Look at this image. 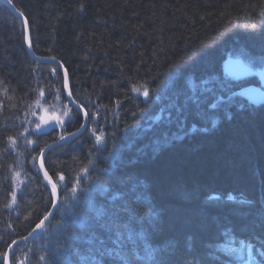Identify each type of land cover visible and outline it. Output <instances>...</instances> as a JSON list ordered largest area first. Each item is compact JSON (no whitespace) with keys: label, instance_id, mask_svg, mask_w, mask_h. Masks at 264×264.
<instances>
[{"label":"trees","instance_id":"16d2710c","mask_svg":"<svg viewBox=\"0 0 264 264\" xmlns=\"http://www.w3.org/2000/svg\"><path fill=\"white\" fill-rule=\"evenodd\" d=\"M14 3L30 18L37 55L55 56L58 63L62 62L66 67L69 80L79 85L80 90L81 87L88 88L109 105L114 98L122 100L128 87L131 91L133 88L139 89L133 94L141 97L144 105L150 106L149 111L138 114L139 119L150 114L153 115L150 118H155L160 114L157 110L160 108L156 107L158 96L169 103L173 92L182 87L189 77L199 78L217 71L225 49L246 47L259 52L264 46V18L260 17L264 0H14ZM82 3L86 8L79 11ZM252 24L256 25L255 30H252ZM224 27H228L229 31L217 47L181 65L178 78L169 77V64L182 58L185 51L190 55L197 44L206 37L215 36ZM21 28L20 19L0 0V141L18 132L24 134L38 102L50 111L68 112L64 100L61 99L62 105L59 107L60 102H56L52 96L45 100L39 95L40 89L55 86L49 85L52 78L48 70H42L57 66L41 63L38 67L34 64L24 50ZM151 77H155V80H151ZM145 80H149L148 85H145ZM247 82L254 83L244 81L243 85ZM37 83L40 84L39 89L36 88ZM145 86L151 89L149 98L143 96ZM241 86L240 82H236L234 90ZM29 89H34L35 94L29 95ZM73 99L80 105L74 96ZM57 107L63 112H59ZM120 110L123 118L118 123L115 120L103 121L101 125L100 119L97 120L102 126L97 133L102 137L99 142L93 137L84 143L82 151L58 155L65 144L70 142L78 147L82 136L97 128V121L93 123L89 120L88 131L49 149L45 169L54 183L59 182L60 168L65 166L66 170L70 169V157L85 162V171L73 175L67 188L58 183L60 202L57 209L45 227L29 241L28 248L25 244L11 252L10 264H19L20 261L41 264L40 257L49 254L62 264V250L70 230L69 221L84 216L89 202L97 207L103 202L100 198L102 190L98 185L104 182L106 186L113 176L129 174L143 185L140 189L142 198L134 208L138 213L146 214L150 222L158 223L159 231L148 230L143 224L134 226L131 247L128 246L129 242H125L126 258L134 253L136 264H155L161 250H165L174 253L173 259L177 264H183L193 256L204 258L205 264H216V261L204 257L206 250L203 242L211 240L214 249H224L229 257L222 264H261L264 255L249 252L247 245L250 241L246 230L237 226L234 230L226 228L202 232L196 225L203 212L221 216L229 214L230 206H207L206 197L212 193L231 191L238 199L258 195L261 187L259 180L264 178V121L237 114L229 122L222 109H218L208 113L209 117L214 112L222 115L217 128L202 133V122L190 116L188 126L182 133H175L176 137L183 138L176 140L169 131L177 129L176 124L164 118L158 121L153 119L157 124V133L169 136L163 140L164 143L158 142V147H155L150 139L139 143L133 135L131 139L122 134L125 125L131 129L129 132H133L129 122L136 111L127 103ZM209 121L204 122L207 127ZM81 122L80 119L72 125H80ZM21 124L23 127H20ZM193 124L195 128H192ZM31 127L34 129L35 123ZM188 128H192V131L184 136ZM45 131L39 142L40 147L58 137V129ZM108 133L112 136L109 137ZM26 139L34 140L35 137L27 136ZM89 146L94 148V152ZM9 147L10 151L5 143L0 142V264H3L2 257L10 243L7 234L14 229V235L20 238L35 225L29 217L35 218L36 209H41V215H45L42 212L44 200L41 199L46 196L43 192L44 182L40 175L37 179L34 172L29 170L33 156L38 160L39 149L29 155L32 145L27 144L25 139L19 140V146ZM86 148L87 160L83 156ZM101 158L111 163L103 174L101 167L98 169L95 166V162L101 161ZM134 158L137 163L130 164ZM53 171L57 173L55 176L52 175ZM66 172L63 174L67 179L69 173ZM90 176H93L94 183L85 185ZM74 185L75 192L72 191ZM16 190L21 191L23 198L17 197L11 202L9 193ZM116 190L124 191L113 184V191ZM24 204L28 211L24 210ZM25 227L27 230H24ZM189 236L195 240L194 250L190 248L192 242ZM221 241L222 246L217 248V243ZM32 246L39 247L42 254L32 252ZM82 247V254L87 257L88 252ZM85 264L89 262L86 260Z\"/></svg>","mask_w":264,"mask_h":264},{"label":"snow or ice","instance_id":"6c2138e0","mask_svg":"<svg viewBox=\"0 0 264 264\" xmlns=\"http://www.w3.org/2000/svg\"><path fill=\"white\" fill-rule=\"evenodd\" d=\"M7 4L12 6L18 17L22 20L21 31L23 33V45L31 52L35 50V45L31 36V21L26 16L25 12L16 7L14 0H7ZM86 5L80 4L79 11L85 10ZM260 17L264 18V10L260 12ZM247 27V26H246ZM252 30L256 29V25H251ZM229 31L228 27H224L223 30L217 31L213 37H206L202 42L197 44L192 50L191 54L185 51L182 58L169 64L167 74L171 79H176L180 75V67L191 60L198 58L200 55L207 52L210 48L218 46L219 42L223 39L225 33ZM220 59L223 61V71H212L199 78L189 77L183 82L182 87L175 90L169 103L163 105L159 109V115L153 118L154 120L166 119L169 123L176 124L178 130H183L188 126V120L190 116L195 117L201 121L203 126L200 128L202 133L209 131L205 121L211 119L208 115L209 111H215L222 109L224 117L230 122L236 118L237 114L247 115L253 119L259 118L264 121V105L257 107L255 101L251 100L247 96V92L235 91L234 87L236 82L241 78H248L257 75H264V46H262L259 52H255L249 48H240L239 50L225 49ZM236 56V59H233ZM49 61L55 62L56 57L51 56L46 58ZM63 63H59L57 68L52 69V75L58 79V68L63 67ZM151 80H155V77H151ZM145 85H148L149 80H145ZM74 87V86H73ZM36 88H40V84L37 83ZM65 90L67 95H64ZM133 91H139V89L133 88ZM29 95H34L35 90L29 89ZM39 95L44 97L45 100L49 96H53L51 87L47 89H40ZM59 95L62 100H67L71 106L68 112H65L63 117L53 113L51 116L40 115L39 122H35L36 113H33V119L30 120L29 127L24 129V134L17 133L15 136L8 135L3 138V142L6 145V149L10 151L9 145L19 146V140L25 139L26 143L32 145L29 151V155L35 153L39 149V167H36L37 157L33 156L31 161L30 171L34 172L37 179L41 170H43V177L46 183L43 184V192L46 196L41 197L44 200L42 206V212L45 215H41V209H36L35 218L29 217L31 223L35 224L32 232L35 233L41 229L42 225L48 219V215L51 211L57 209L59 204V192L58 183H62L63 188H67L68 183L71 180L70 173L66 179L64 171L59 175V182L53 183L49 177V171L44 170L45 162L48 158L49 145L40 147V139L46 133L44 128L49 126L50 121L53 125H58L60 135L58 140L60 142L70 141L74 137L75 133L68 132L69 125L73 122L76 123L81 119V112L86 120L92 118V114L88 111H83L81 105L76 103L73 99V91L70 90L69 79L67 70H65L64 80L62 87L59 88ZM143 96L149 98L151 96V89L147 86L143 89ZM159 99V97H157ZM143 109L137 106V111L132 113V120L135 122L138 118V114ZM175 113V115H173ZM35 123V128L31 127V124ZM216 119H212V124L215 126ZM97 128L88 132L87 135L82 136V139L78 141L77 145L67 143L64 145L62 151L58 155H66L69 151L83 150L84 143L91 141L94 137L97 142L101 140V135L97 134L101 130V125L97 121ZM23 127V124L20 125ZM80 127L87 130V124H82ZM148 128L151 125L147 126ZM196 125L193 124L192 128ZM192 128H188L187 132L183 135H188ZM55 131V127L52 128ZM147 130V129H146ZM167 135V134H165ZM27 136H34V140H27ZM115 139V134L113 133ZM181 137L173 136V139H182ZM56 140H53V144ZM131 145H129L130 147ZM50 163V162H49ZM130 164H136L137 159H133ZM26 167H28L26 165ZM104 170H101L103 174ZM57 173L52 172L55 176ZM258 175V173H256ZM16 175H19L16 173ZM261 185L258 195L255 198L241 196L237 198L233 192L227 193H212L206 197L208 207L223 208L229 207V214L221 216L220 214H213L209 212H203L199 219L197 228L202 232H207L212 229L220 231L221 229L232 228L233 230L238 226L248 233V239L250 243L247 245L249 252H256L257 254L264 255V178L259 180ZM113 184L119 185L124 191H113ZM51 186L50 193L48 192V186ZM98 187L102 190L100 198L103 201L97 207L96 204L89 202L87 206L86 214L82 217H77L73 221H69V231L65 238V248L62 250L63 260L62 264H85L87 260L89 264H136L134 253L132 256L125 257L124 249L125 242H129V248L132 241V228L138 224H143L146 229L159 231V224L156 222H150L146 214L142 215L136 211L134 205L138 204L141 200L140 189L143 187L141 183L134 180L132 174L127 176H113L111 182H102ZM72 191H76L74 185ZM15 200L17 197L23 198V194L20 190L9 193ZM39 222H36V221ZM32 233H30L31 235ZM191 241L190 248L195 249V240L192 236L188 237ZM16 242L13 241V245ZM9 245V249L13 247ZM83 246L88 252V256H84L81 251ZM203 247L206 250L204 253L205 258H210L216 261V264H222L225 259L229 257L225 254V250L214 249L212 247L211 240H205ZM174 253L161 250L158 259L155 264H177L173 259ZM4 264H8L9 254L6 252L3 254ZM41 264H61V261L53 258L51 254L48 256L40 257ZM19 264H26L25 261H20ZM183 264H205L204 258H198L193 256L191 259L186 260ZM264 264V261H261Z\"/></svg>","mask_w":264,"mask_h":264},{"label":"bare ground","instance_id":"6f19581e","mask_svg":"<svg viewBox=\"0 0 264 264\" xmlns=\"http://www.w3.org/2000/svg\"><path fill=\"white\" fill-rule=\"evenodd\" d=\"M1 2H3L5 4V6L10 10V12L13 14V11L11 10L12 6L7 4V0H1ZM23 47H24L26 54L30 58H32V60L34 61V64L38 67H40L41 63H43V64H54L55 66H57L59 64L57 60L55 62L49 61L46 59L47 58L46 56H39L35 53V51L30 52L25 45H23ZM224 55L226 58L227 54L224 53ZM64 67L65 66L58 68V79L56 76L52 75V69L42 70L44 72H47V70H48L50 77L52 78L51 84L49 82L48 83L50 86L53 84L55 85L54 87H51L53 89V96L51 98L55 99L56 102H60L62 99L59 95V88L62 87V85H63L65 68H66V67L65 68ZM218 70H220L221 72L223 71V61L221 59L218 62L217 71ZM68 79H69V76H68ZM244 81H248L247 78H241V80H239L237 82H240L241 85H243ZM69 85H70V90L73 91V96L80 102L79 104L82 106L83 111H88L92 114V118L90 119V121H92L93 123L96 122L98 119H100L101 125L103 124V121L109 122V121L115 120L117 123L120 122V120H122V118H123V112L120 109L124 108V103H127V105H130L131 109H135V111H137V106L140 109H143V111L144 110L149 111V109H150V106L144 105L145 102L143 101V99L141 97H138V96L133 94L134 91H131L130 87H128V89L125 91V93H123L124 98L122 100L118 99V98H114V99H112V103L109 105L104 100H102L99 97H97L96 95H94L93 92H91L88 88L81 87V90H80V88H78L79 85L75 84V82L71 81V79L69 80ZM67 91L68 90H65V92H64L65 96L67 95ZM78 91H79V93H78ZM76 94H77V96H76ZM158 97H159V100H158L156 107L161 108L163 105L168 104V103L163 101L161 96H158ZM124 100H126V101H124ZM49 102L51 103V101H49ZM64 102H65L66 111H69L71 106L68 104L67 100H64ZM60 105H62L61 102L58 106L60 107ZM86 106H87V108H84ZM59 107H57V108H59ZM157 110H159V109H157ZM143 111L139 114L143 115L144 114ZM152 116L153 115H151V114L146 115L143 119H139V117H138V119L135 122L132 120L131 123L129 122V124L132 127L133 132H129V131H131V129H128L127 125H125L124 128L122 129V134L124 136L128 135L126 138H131V139H132L131 135H133L134 140L138 141L139 143H142V142L144 143L146 141V139H148V140L150 139L152 146L158 147V142H161V141L163 142V140L168 139L169 136H161L160 134L157 133L158 132L156 130L157 124H156V122H154L153 118H150ZM210 118H211L209 121L210 125H209L208 129H211V128L214 129V128L218 127V123H220L222 115L220 113L214 112L211 114ZM212 119L217 120V123L215 124V126H213V124H212ZM81 120H82V122L80 125L85 124V123L87 124V126L89 125L88 124L89 120H86L83 117V112H81ZM74 122H75V120L73 119V122L70 124V131H71L70 133H75L76 135L74 137H78L80 134L85 132V128L80 127V125H78V124L72 125ZM122 124L123 123H121L120 125H122ZM148 125H151V127L148 128L147 127ZM171 126L172 125L170 124V127ZM164 129L166 130V127H164ZM173 129L174 128L169 130L173 136L177 135L175 133H180V134L182 133V130H178V128L174 129V130ZM176 140H180V139H176ZM126 146H128V145H126ZM89 147L91 148L90 150L94 152V148L92 146H89ZM72 159H73V160H71L72 162L75 161V157ZM76 161H77V159H76ZM81 163L82 162H80L78 164V166H71L70 170H68V173H70V175H77L78 173H82V171H85L86 167L83 166L84 164L81 165ZM110 164H111L110 161L105 159V158H101V161L95 162L96 168L99 169V167H101V169L104 171H108L107 169L110 168L109 167ZM71 170L73 171V173ZM92 175L97 177L95 174H92ZM93 176L92 177L90 176L91 178H88L87 183L85 185H88L91 182L94 183ZM52 181H53V179H52ZM44 183H46V182H44ZM53 183H54V181H53ZM9 197L11 199L10 198H8V199L11 200V202H13L17 199L16 198L14 200L11 197V195ZM26 204H28V208H29L30 203L28 202ZM26 204H24V210H26V207H25ZM26 211H28V209ZM8 218L10 219L11 217L8 216ZM34 227H35V225L30 230H33ZM44 227H45V223L42 225L40 230H42ZM24 230H27V228L25 227ZM30 230L28 232H30ZM15 233H16V231L14 232V229H13L7 234V236L10 237V239H9L10 243H13V241L17 240L16 235H14ZM24 236H26V234L23 235L22 237H24ZM34 237H35V235L32 236L31 239H33ZM221 246H222V241L217 243L216 247L220 248ZM82 248H84V247H82Z\"/></svg>","mask_w":264,"mask_h":264},{"label":"rangeland","instance_id":"374dc122","mask_svg":"<svg viewBox=\"0 0 264 264\" xmlns=\"http://www.w3.org/2000/svg\"><path fill=\"white\" fill-rule=\"evenodd\" d=\"M14 14V13H13ZM21 21V20H20ZM22 22V21H21ZM233 59H236V56H233ZM247 80L248 81H254V83L256 84V85H258V84H260L262 87H264V75H260L259 73L257 74V75H255V76H253V77H248L247 78ZM249 83L247 82V84H245V85H248ZM264 104V101L262 102V103H259V104H256V106H259V105H263ZM35 110H34V112L33 113H36V116H35V120H36V122H38V120H39V116L40 115H46V116H51L52 115V113H50L44 106H40V108H38L37 106H35V108H34ZM51 123V122H50ZM52 124V123H51ZM71 132V131H70ZM108 136L110 137V136H112V134L111 133H108ZM56 146V145H55ZM71 155V154H70ZM87 155H88V150H87V148L86 149H84V153H83V156H85V158L87 157ZM71 160H73L71 157H70V159L68 160V162H69V164L71 165V166H78V164L80 163V162H78V161H76V159H75V161H71ZM86 160H87V158H86ZM88 161H89V163L91 162V160H90V158H88ZM88 163V164H89ZM81 164H85V162L84 163H81ZM87 164V163H86ZM90 166V165H89ZM60 167H62V166H60ZM84 167H86V166H84ZM91 167V166H90ZM57 169V168H56ZM63 169H66V167L64 166V167H62V168H60V170H63ZM68 170H70V169H68ZM68 170H67V172H68ZM72 171V170H71ZM66 172V173H67ZM72 173H73V171H72ZM68 174V173H67ZM73 177V175H71V178ZM72 181V180H71ZM4 186V185H3ZM48 190H49V188H48ZM30 194V193H29ZM28 195V194H27ZM0 198H2L1 196H0ZM79 203H81L82 204V202H79ZM1 208V207H0ZM2 215L0 214V217H1ZM39 232H37V234H38ZM37 234H35V237L37 236ZM49 234V233H48ZM47 234V235H48ZM47 235H45L44 234V236H47ZM34 237V238H35ZM22 237H20V238H17V240L15 241L16 243L13 245V243H9V245H13V247L11 248V249H9V245L7 246V250H9V251H7L6 249H5V252L4 253H8L9 255H11V252L13 251V250H15L16 248H19V246H17L18 245V241L21 239ZM28 244H29V242L26 244V248H28ZM32 248V252H34L35 254H38V255H41L42 254V250L39 248V247H34V246H32L31 247Z\"/></svg>","mask_w":264,"mask_h":264},{"label":"water","instance_id":"95a60500","mask_svg":"<svg viewBox=\"0 0 264 264\" xmlns=\"http://www.w3.org/2000/svg\"><path fill=\"white\" fill-rule=\"evenodd\" d=\"M11 10L13 11L14 15L16 17H18V14L15 12V10H13L12 8H11ZM19 19L21 20V18H19ZM239 91L240 92H247L248 98H250L251 100L255 101V103H260V102H263L264 101V92L259 91L256 87L246 86V87L241 88ZM39 163H40V161H39ZM51 214H52V211L50 209V213L47 214L48 215V218L50 217ZM31 235L29 234L28 236H26L25 238H23V240L27 239Z\"/></svg>","mask_w":264,"mask_h":264}]
</instances>
